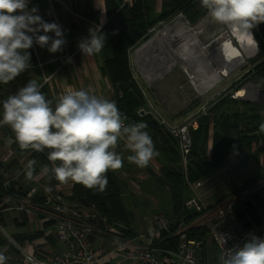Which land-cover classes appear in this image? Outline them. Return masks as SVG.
I'll list each match as a JSON object with an SVG mask.
<instances>
[{"label": "trees", "instance_id": "trees-1", "mask_svg": "<svg viewBox=\"0 0 264 264\" xmlns=\"http://www.w3.org/2000/svg\"><path fill=\"white\" fill-rule=\"evenodd\" d=\"M198 4L199 0H131L130 3L120 2L118 4L114 0H105L106 22L100 26V30L105 34L106 42L99 53L98 70L101 77L113 86L112 101H115L118 109L127 117L125 123L144 122L148 125L145 130L150 134L158 152V155L152 159L154 164L149 163L143 169L136 165L130 166L131 163L127 157L132 153L124 147L122 141L118 140L115 151L122 155L123 166L118 170H108L106 173L108 185L104 192H96L73 182L68 192H60L56 187L62 185L61 183L54 179L48 181L41 175L43 166H51V162L47 159V153L50 150L46 149L43 153H39L32 149H19L11 128L2 125L0 126V144L4 145L9 157L8 161L0 158V205L3 208L11 207L20 198H26L38 210L54 213L53 210L59 206L64 212L57 213V218L64 215L71 216V219L79 225L85 224L91 227L95 235L103 233L104 235L101 236L103 239L107 238L106 233L110 229L119 231L120 237L124 239H133L138 234L128 230L132 218L127 206L122 202V190L118 181L113 177V173L123 171L127 177L132 178L131 170L135 168L145 172L157 190H167L177 209L182 213L185 212L184 217L177 224L171 225L164 220L165 228L158 227L156 230L158 239L154 241L153 247L160 250L175 249L178 244V237L175 233L182 225L190 227L185 232L187 239L197 243L205 241L208 237L207 228L191 226L200 214L184 205L190 197L186 181L195 183L201 180L226 162L230 154L239 150L249 151L254 148L253 157H260L263 164L261 168L264 167V133L259 132L260 124L264 123V115L261 114L264 104L232 98V94L248 82L264 92V23H260L252 30L259 50H257L258 56L249 62L251 68L249 67L242 75L239 83L230 85L207 102L206 115L197 119L196 130L189 131L191 146L185 165L180 159L177 142L159 129L152 116L139 114L140 110L145 111L151 104L148 99L150 98L149 89L145 83L138 81L129 60L130 54L146 43L156 28L169 23L179 14H182L188 24L196 23L200 16L197 9ZM98 16L99 13L93 11H89L86 15L95 25L99 23ZM27 51L30 53L31 67L7 85L0 84V114H2L3 101L8 96L14 95L30 79H36L41 83V73L37 68L35 52L32 47ZM41 92L47 100L53 102L52 106L55 107L58 98L54 96V88L52 91L44 84ZM31 160L36 162L34 175L30 185L26 186L23 181L25 172L19 177H14L12 173ZM255 172V169H251L244 179L250 175L255 176ZM37 176V180H34ZM238 179L243 180V177L239 176ZM40 180L42 181L37 186L36 183ZM46 186L51 187L52 191H46ZM4 216L8 217V223L18 228L12 233L8 231L18 245L44 238L45 232L53 225V220H42V226L37 231L27 233L22 227V223L26 221V215L23 212L6 211L0 214V222L7 225V222L2 220ZM47 238L50 243L52 241L56 243L57 247L53 245L55 251L37 247L35 252L38 256H54L63 253L64 243L59 242L54 234H49ZM95 240L108 246L98 238H92L91 243ZM109 240H112V237ZM3 247L9 248L8 255L16 257V250L0 235V248ZM7 264H16V262L14 259L12 261L7 259Z\"/></svg>", "mask_w": 264, "mask_h": 264}, {"label": "clouds", "instance_id": "clouds-1", "mask_svg": "<svg viewBox=\"0 0 264 264\" xmlns=\"http://www.w3.org/2000/svg\"><path fill=\"white\" fill-rule=\"evenodd\" d=\"M200 5L211 22L239 37L242 44L259 50L252 29L264 23V0H200ZM37 13L38 8L29 9L28 0H0V84L7 85L31 67L27 50L34 43L50 53L63 50L66 40L62 26L45 22ZM41 31L44 34H39ZM105 42L106 36L100 28H90L88 37L81 38L78 48L83 56H93L102 51ZM43 85L30 79L8 96L2 104L0 126L11 128L21 150L39 153L50 150L47 159L51 166L45 165L41 170L48 181L54 179L61 184L71 181L102 193L108 185V170L123 166L122 155L115 151L118 140L132 153L127 160L141 169L158 155L145 130L148 125L126 124L127 117L115 101L97 96L92 89H69L53 107V102L41 92ZM259 132L264 133V123L260 124ZM35 163L31 160L27 164L28 180L33 178ZM46 191L51 192L52 188L46 186ZM32 208L35 213H42L40 221L46 220V212H51L33 205ZM0 264H7L3 252H0ZM217 264H264V238L250 233L242 246L221 253Z\"/></svg>", "mask_w": 264, "mask_h": 264}, {"label": "built area", "instance_id": "built-area-1", "mask_svg": "<svg viewBox=\"0 0 264 264\" xmlns=\"http://www.w3.org/2000/svg\"><path fill=\"white\" fill-rule=\"evenodd\" d=\"M179 15L181 17V14ZM183 25L189 27L187 23ZM37 67L42 69L40 64ZM51 78L52 76L45 77L43 83H48ZM207 108L208 106L204 105L196 116L182 124L168 122L153 109L152 103L148 105L145 111L140 110L139 113L152 116L155 122L173 137V140L178 144L182 164L185 165L191 146L189 131L196 130V121L200 116L206 115ZM0 119H2V114H0ZM254 150L252 148L249 151H236L228 157L226 162L201 180L195 183L186 181L191 195L185 201V207L200 214L199 217L208 213V218L197 221L198 217L191 226L194 223H199V225L207 228L208 236L214 243L219 255L236 245L242 246L250 233L264 238V168H257L255 176H251L245 182L237 181V176L246 173L248 166L255 163ZM231 182L236 183L235 187L227 193L224 199L210 203L204 201L206 197L212 196L215 191ZM6 211H23L26 215H35L30 201L26 198L18 199L11 207L3 208L0 205V214ZM53 212H46L45 216L47 217L45 219L47 221L53 220L51 227L53 234L66 247L65 251L57 256H38L32 243L18 245L0 224V235L17 252L14 258L16 264H107L114 253L120 254L121 261L136 264H199L196 257V248L199 243L187 239L185 234L190 227L179 226L175 233L178 237V244L175 249L160 250L153 247L154 241L158 239L157 233L139 234L133 239H124L120 237L119 231L110 229L106 233L107 238L103 239L101 237L104 235L103 233L98 236L95 235L91 227L85 224L79 225L71 219V216L64 215L57 218V213L64 212L59 206ZM165 225L164 220L158 221L157 226L159 228H165ZM110 237L112 240H109ZM115 237L116 240L114 241ZM92 238H98L112 249L99 256L91 243Z\"/></svg>", "mask_w": 264, "mask_h": 264}, {"label": "crops", "instance_id": "crops-1", "mask_svg": "<svg viewBox=\"0 0 264 264\" xmlns=\"http://www.w3.org/2000/svg\"><path fill=\"white\" fill-rule=\"evenodd\" d=\"M115 3H130L131 0H114ZM28 7L31 9L32 7L38 8V13L42 19L45 22H55L62 26V29L65 32V35L67 38L66 44L63 46V50L57 53H50L48 52L47 48H41L35 43L32 46L33 51L35 52V56L37 59L38 64L42 65V70H40V73L42 75V78L52 76V78L49 80L48 88L56 93V97L59 99V97L63 94H65L69 89L72 90H80V89H92L94 90V94L97 96H100L105 99H109V96H112L113 86H108L107 89L103 88V85L107 84L105 79H103L99 73L98 66L100 60L96 55L93 56H83L80 49L78 48V43L81 40V38H86L89 35V29H99L100 26H102L106 22V14H105V0H28ZM89 11L98 12V25H95L91 20H89L86 15L89 13ZM39 34H44L42 31ZM49 35H54L53 33H49ZM77 54V58L72 56V54ZM69 58H71L72 63L70 65L66 66V61H69ZM130 60V56H129ZM134 62V58H133ZM52 64H55L56 67L52 66ZM65 71H63V69ZM47 73L46 75H43V72ZM67 74L72 78L73 84L72 86H66V80L64 76ZM57 77V78H55ZM75 78V81H74ZM59 80V83H57ZM75 82V83H74ZM175 124V123H172ZM10 142H8L9 144ZM255 163L251 164L247 168V172L241 175L243 177V180H239L237 176L238 182H245L247 181L252 175L244 179V176L249 173L251 169H255L257 172V168L260 166L257 165L256 161L257 158H255ZM150 163H153L151 160ZM264 168V167H262ZM255 172V173H256ZM38 176L34 179L37 180ZM235 182H231L229 184H226L222 188H220V191H215L212 196L206 197L204 201L206 203L213 202L218 199H224V197L227 195V193L232 190L235 187ZM154 185V184H153ZM65 185H58L57 191L60 192H68L71 188V185L69 187H64ZM187 189H190L186 182ZM155 187V186H154ZM31 188V187H29ZM156 188V187H155ZM56 190V189H55ZM161 192H164L166 194V201L163 204H158L157 200L151 197L147 198H140L142 201H153V208L151 213L156 214V218L162 217L164 220H166L169 224L174 225L177 224L183 217L184 213H182L180 210L177 209L176 205L172 202V199L170 198L167 190L165 189H158ZM191 193L189 194V196ZM8 201V200H7ZM37 209V208H36ZM157 209V210H156ZM86 212V211H82ZM44 213V212H43ZM13 215V214H12ZM11 215V216H12ZM41 213H35V216H29L26 215V221L23 222V228L25 229V232H35L37 231L42 225L41 221L39 220L41 218ZM203 218H208V213L201 215L197 219L203 220ZM2 220L4 222L9 221L7 216L2 217ZM38 221V223H36ZM196 221V222H197ZM144 222V219L142 220ZM135 223V222H134ZM1 226L7 231L18 230L17 227H13V225L7 222V225L2 222H0ZM196 226H201L199 223H194ZM193 224V226H195ZM40 225V226H38ZM9 227V228H8ZM23 229V231H24ZM150 229V230H149ZM158 229V226H153L152 224H148L146 228L143 230L135 229L134 226H130L128 230L131 232H136L138 235H147L150 233H157L156 230ZM9 232V233H10ZM144 232V233H139ZM49 234H53L52 229H48L45 232L44 238L39 239L37 241L32 242L33 247H42L51 251H55L53 248V245H56V243H50L47 236ZM94 250L96 253L101 256L105 254L106 252H109L112 248L100 243L98 240L94 241L92 243ZM3 248H0V252ZM66 247H64V252ZM62 254V253H61ZM60 255V254H59ZM8 260H13V256L5 255ZM219 256V252L216 249L214 243L211 241L209 236L205 239L204 242H200L198 244V247L196 248V257L199 264H217V257ZM107 264H136L132 262H125L121 261V256L118 253H114L111 259L107 261Z\"/></svg>", "mask_w": 264, "mask_h": 264}, {"label": "rangeland", "instance_id": "rangeland-1", "mask_svg": "<svg viewBox=\"0 0 264 264\" xmlns=\"http://www.w3.org/2000/svg\"><path fill=\"white\" fill-rule=\"evenodd\" d=\"M197 9H198L200 16L198 20L196 21V23H194L193 25L188 24V22L183 18L181 14V17L180 15H178L177 17L169 21V23L160 25L154 31L156 32L160 28L162 29L163 26H173L177 22H180L182 24L187 23L189 25V28L192 29L193 34L196 32H199L197 35V38H198V43L200 47L207 45L209 53H211L212 48L214 46V43H211V39L219 33V30L222 29V27L220 26L215 27V24L207 18L206 10L203 7H201L200 0H199V4L197 5ZM172 28L176 29L174 27ZM153 35H151V37ZM64 36H65V40H67L68 37H66L65 32H64ZM141 46H139L138 48H140ZM136 49L130 54V63H131V67L133 71L135 72V76L138 77L136 78L138 79V81L140 80L143 83H145L146 86L148 87L149 89L148 92L150 95V98L148 99L149 101H151L153 109L154 110L156 109L155 111H157L158 114L164 119H166L168 122H172L175 124H182L183 122L187 121L189 118H192L202 109L203 104H206V102L211 100L216 94L221 93L223 90H225L230 85H236L237 83H239L241 81L242 75L250 67L249 62L254 60L258 56L257 55L258 52L256 50L254 57L248 59L245 64H243L242 66L237 68L235 71L227 75L225 78H223L222 81L216 86H214L212 90H206L202 93H198L194 85L191 83L192 81L189 80V78L187 77V74L182 69L179 62H176V64H174V67L171 69V71L167 73L166 75L160 77L159 79H156L155 81L151 83H146L145 82L146 80L141 76V74L137 70L135 62H133V54L135 53ZM71 54L73 57L75 56L77 58V54H73V53ZM96 56L98 57L97 54ZM65 63H66L65 67H67L68 65L72 63V61L71 62L66 61ZM52 66H54V68L56 67L55 64H52ZM65 69L66 68H64L63 71H65ZM42 72H43V75L47 74L45 73V71H42ZM64 78L67 83L66 86L68 85L72 86L73 84L72 78L68 74L67 76L65 75ZM40 81L43 85L44 83H43L42 75L40 76ZM74 81H75V78H74ZM57 83H59V80ZM46 85L48 86V84ZM247 85H251L255 87L257 90L262 91L257 86L253 85L251 82H248L241 89L235 92V94L243 92L244 90L243 88H245ZM108 86H110L109 83L103 85V88L107 89ZM55 94L56 93H54V96H56ZM263 94L261 95L257 94V100H255L256 102H249L250 100L248 99H238V100L246 101L249 103L264 104ZM112 96H109V100H112ZM261 114L264 115V110L261 111ZM158 127L159 129L164 130V128L159 126V124H158ZM166 135L167 137L173 140V137L171 135L167 133ZM7 155L8 154L6 152V149L4 148V145L0 144V158L8 161L9 157ZM256 163L259 166L262 164L260 157L259 158L257 157ZM27 164L28 163L22 164V168H17V170H15L12 173V175L14 177L23 176L25 169L27 167L26 166ZM132 165H135V164L131 163L130 166ZM122 172L123 171H119L117 174L113 173V177L115 178V180L118 181V184L121 187L122 198H123L122 202L127 206V209L130 212V216L132 218V221L129 224V227L134 226L135 229L144 231V228H146L148 224H152L153 226H156V224L158 225V221H163L164 218L162 217L156 218L155 217L156 214L151 213L152 208H153V201H146V200L142 201L140 200V198L151 197V198L156 199L158 204H163L166 201V194L164 192L157 190L154 187L153 183L149 181V178L145 172L132 168L131 170L132 178L127 177L125 172L123 173ZM42 180L38 181L37 183L36 182L34 183H36V185L38 186ZM23 181L25 182L26 186H29L32 179L28 180L26 179V176H25L23 178ZM62 185H65L64 187H69V185H71V181H69L67 184H62ZM33 213H35L34 210H33ZM143 219H144V222H142ZM36 223H38V221ZM122 228H125V227H122ZM6 232L8 233L7 230ZM139 233H144V232H139ZM8 249L9 248L3 247L1 252H3L4 255L6 254L8 255L9 253Z\"/></svg>", "mask_w": 264, "mask_h": 264}, {"label": "bare ground", "instance_id": "bare-ground-1", "mask_svg": "<svg viewBox=\"0 0 264 264\" xmlns=\"http://www.w3.org/2000/svg\"><path fill=\"white\" fill-rule=\"evenodd\" d=\"M171 33L178 36L182 46L181 51L176 49L174 42L169 39ZM198 33L193 34L191 28L177 22L173 26H164L156 31L154 35L152 34L153 36L134 55L138 71L146 82L151 83L166 75L176 62H179L187 77L190 78L188 68L177 57H186L189 50L197 48L195 53L191 54L198 66L200 82L192 81L191 83L198 93H202L206 90H212L223 78L255 56V47L242 44L239 37L232 35L223 28L211 39L214 46L211 53H209L207 45L200 47L197 38ZM184 63L186 62L184 61ZM257 94L261 95L259 90L247 85L243 92L236 93L235 96L255 101L257 100Z\"/></svg>", "mask_w": 264, "mask_h": 264}, {"label": "water", "instance_id": "water-1", "mask_svg": "<svg viewBox=\"0 0 264 264\" xmlns=\"http://www.w3.org/2000/svg\"><path fill=\"white\" fill-rule=\"evenodd\" d=\"M164 27V26H163ZM158 31V30H157ZM169 39L171 40V41H173L174 42V45H175V48L176 49H179V51H181V48H182V46H181V44H180V40L178 39V36L175 34V33H171V35L169 36ZM145 44V43H144ZM139 49V48H138ZM138 49H136V51L138 50ZM197 50V48H195V50L194 49H192V50H189V52L186 54V57H184V56H180V55H177V56H180V57H177V58H179L182 62H183V65H185V67L186 68H188V70H189V72H190V78H189V80L190 81H196V82H200V73H199V70H198V66H197V64H196V61L195 60H193V57H192V54L191 53H195V51ZM257 50V49H256ZM135 51V52H136ZM196 54H197V52H196ZM134 55H135V53L133 54V58H134ZM176 55V54H175ZM198 55V54H197ZM184 61L186 62V63H184ZM134 62H135V59H134ZM182 62H180V63H182ZM135 65H136V63H135ZM137 67V66H136ZM137 70H138V68H137ZM146 82V81H145ZM147 83V82H146ZM244 89V88H243ZM261 94H263V92L262 91H259ZM264 95V94H263ZM233 99H236V100H238V99H244L243 97H241V96H239V97H236L235 96V93H234V98ZM249 102H256V101H249ZM140 115H143L142 113H139Z\"/></svg>", "mask_w": 264, "mask_h": 264}]
</instances>
